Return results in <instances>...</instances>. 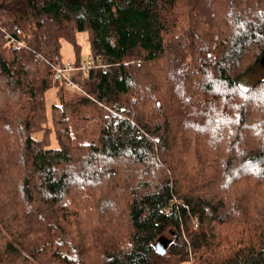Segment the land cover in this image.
I'll list each match as a JSON object with an SVG mask.
<instances>
[{
    "label": "trees",
    "instance_id": "trees-1",
    "mask_svg": "<svg viewBox=\"0 0 264 264\" xmlns=\"http://www.w3.org/2000/svg\"><path fill=\"white\" fill-rule=\"evenodd\" d=\"M77 32L73 87L49 60L65 39L79 63ZM263 54L264 0H0V264H264ZM80 117L95 143L75 152Z\"/></svg>",
    "mask_w": 264,
    "mask_h": 264
},
{
    "label": "rangeland",
    "instance_id": "rangeland-1",
    "mask_svg": "<svg viewBox=\"0 0 264 264\" xmlns=\"http://www.w3.org/2000/svg\"><path fill=\"white\" fill-rule=\"evenodd\" d=\"M75 43L78 45L79 47V51H78V55L77 57L79 58V61H85L86 57H88V42L86 40V33L85 32H77L75 33ZM52 58V57H51ZM58 58L61 60V62L65 63V62H73L76 58L75 53L73 52V48L72 45L66 41L65 39H60V48H59V56ZM250 75H248L247 77H242L240 80V85L244 88L248 87L249 85H251L252 83H254L257 78H259L260 76H262L263 71L261 69V67H258L256 69H254L253 71H251L249 73ZM44 102H45V115H46V121H45V125L49 128V133H48V147H55L57 146V141L54 135V130L51 127L50 124V108L51 105L57 102V97L55 94V87L51 86L50 88H48L44 94ZM102 108L105 110L104 105H102ZM82 115V114H80ZM94 122L91 119H87V118H77L76 120H74L73 122H71L69 124V129L68 127H65V129H67V132L69 131V145L70 146H74V150L75 152H77L78 150L82 149L83 146H85L87 143H95L93 141L94 139ZM40 134H38L39 136ZM32 136H35L34 133L32 134ZM259 137H256L254 139H251V145L250 147H256L258 146V141H259ZM249 148V147H248ZM248 148H241L238 150V153L240 150L243 149H248ZM218 161H213L211 163V165L216 164ZM167 178V177H166ZM245 179V178H243ZM203 181L198 183L197 185H202ZM219 185V183H217V186ZM116 192L121 194L122 189L123 188H119V187H114ZM202 191H208L207 187L204 186L202 187ZM225 190L223 189L222 192H224ZM226 192V191H225ZM183 194V193H182ZM177 202H180V200H178V198H176ZM90 202H95V197H93ZM102 211L96 207L91 208V211L88 215L89 220H91V222H93L96 225H101L99 231H96L97 235L101 234V231L104 230V221H108L107 218L105 220H102ZM221 216H225L223 214H221ZM219 215H216L215 218H213V220H210V224L211 228L218 226L219 228H225V223H223L222 225L218 224V221L220 219ZM195 217L196 216H192ZM197 221V218H196ZM191 223H192V219H191ZM198 223V222H197ZM190 224V223H189ZM197 226V224H196ZM117 227L121 229V224H117ZM191 229H194L195 227L190 226ZM240 226H238L239 228ZM122 231V230H121ZM163 236H159V237H164L169 239V242L171 240V237L169 234H167L165 231H163ZM185 234V232H184ZM158 237V238H159ZM91 239V237L86 238L85 240L89 242V240ZM157 240V239H156ZM114 243H117V248L121 245L122 242L125 243V241L120 238V234L116 235L114 234ZM169 244V243H168ZM167 244V245H168ZM167 247V246H166ZM86 257L87 258V262H89V264H100L99 260H100V256L97 255V253L93 250H88L86 251ZM168 258V256H167ZM29 260L33 263L36 264V262L32 259L29 258ZM172 261H169L167 263H171ZM162 264V263H161ZM178 264H189V262L187 261H182V262H178Z\"/></svg>",
    "mask_w": 264,
    "mask_h": 264
},
{
    "label": "built area",
    "instance_id": "built-area-1",
    "mask_svg": "<svg viewBox=\"0 0 264 264\" xmlns=\"http://www.w3.org/2000/svg\"><path fill=\"white\" fill-rule=\"evenodd\" d=\"M15 47L19 48L22 45L21 41L14 42ZM92 60L85 59V61H79L74 64L73 62H61L58 57H52L49 60V66L51 69L52 77L62 81L65 85H71L76 87V83L68 77L70 72L78 73L83 75L88 69L92 67ZM197 221L195 217H192V227H196Z\"/></svg>",
    "mask_w": 264,
    "mask_h": 264
},
{
    "label": "water",
    "instance_id": "water-1",
    "mask_svg": "<svg viewBox=\"0 0 264 264\" xmlns=\"http://www.w3.org/2000/svg\"><path fill=\"white\" fill-rule=\"evenodd\" d=\"M261 61L264 63V54L261 57ZM168 243H169V239L167 238L164 237L157 238V240L154 242V248L156 250V253L158 255H162Z\"/></svg>",
    "mask_w": 264,
    "mask_h": 264
}]
</instances>
